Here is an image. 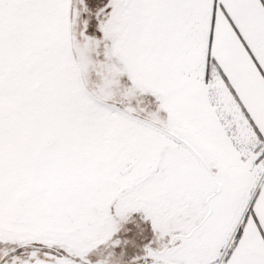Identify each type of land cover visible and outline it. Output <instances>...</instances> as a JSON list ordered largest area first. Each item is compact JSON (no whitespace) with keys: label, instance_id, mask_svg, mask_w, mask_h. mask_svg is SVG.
<instances>
[{"label":"snow or ice","instance_id":"snow-or-ice-1","mask_svg":"<svg viewBox=\"0 0 264 264\" xmlns=\"http://www.w3.org/2000/svg\"><path fill=\"white\" fill-rule=\"evenodd\" d=\"M0 264H264V0H0Z\"/></svg>","mask_w":264,"mask_h":264}]
</instances>
